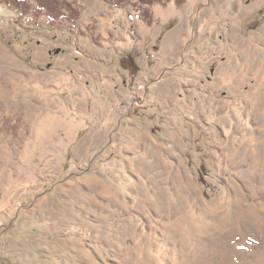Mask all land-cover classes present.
<instances>
[{
	"label": "rangeland",
	"instance_id": "rangeland-1",
	"mask_svg": "<svg viewBox=\"0 0 264 264\" xmlns=\"http://www.w3.org/2000/svg\"><path fill=\"white\" fill-rule=\"evenodd\" d=\"M258 68L264 0H0V264H264Z\"/></svg>",
	"mask_w": 264,
	"mask_h": 264
},
{
	"label": "crops",
	"instance_id": "crops-1",
	"mask_svg": "<svg viewBox=\"0 0 264 264\" xmlns=\"http://www.w3.org/2000/svg\"><path fill=\"white\" fill-rule=\"evenodd\" d=\"M95 48H96V47H95ZM96 49H98V48H96ZM100 51H101V50H100ZM100 51H99V52H100ZM101 52H102V51H101ZM120 53H121V52H120ZM120 53H119V56H120ZM258 65H259V64H258ZM119 66H120V64H119ZM125 66H126V65L124 64V65H123V68H122L121 66H120V67H121L123 70H126V69H124V68H126ZM132 66H134V65H132ZM89 68H95V67H94L93 65H91ZM89 68L86 70V73H87V74H92V73H91V70H90ZM261 69H262V68H261ZM98 72L100 73L99 70H98ZM263 75H264V70H259V68H258V76H259V77H263ZM99 77L102 78L101 75H99ZM258 80H260V81L263 82V79H262V78H261V79H258Z\"/></svg>",
	"mask_w": 264,
	"mask_h": 264
},
{
	"label": "flooded vegetation",
	"instance_id": "flooded-vegetation-1",
	"mask_svg": "<svg viewBox=\"0 0 264 264\" xmlns=\"http://www.w3.org/2000/svg\"><path fill=\"white\" fill-rule=\"evenodd\" d=\"M258 79H261L259 76H258ZM259 84L263 83L262 81L258 80ZM263 85V84H262Z\"/></svg>",
	"mask_w": 264,
	"mask_h": 264
}]
</instances>
